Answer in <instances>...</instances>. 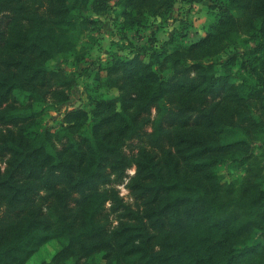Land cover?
I'll use <instances>...</instances> for the list:
<instances>
[{"label": "trees", "instance_id": "16d2710c", "mask_svg": "<svg viewBox=\"0 0 264 264\" xmlns=\"http://www.w3.org/2000/svg\"><path fill=\"white\" fill-rule=\"evenodd\" d=\"M226 1L195 42L175 31L112 53L84 89L87 110L65 106L76 78L48 62L90 64L82 40L112 2L122 27H143L166 0H0V264H25L52 239L42 264H264V169L238 194L217 170L264 138V0H251L256 44L241 69L214 60L239 33ZM39 98L65 106L59 125Z\"/></svg>", "mask_w": 264, "mask_h": 264}, {"label": "rangeland", "instance_id": "374dc122", "mask_svg": "<svg viewBox=\"0 0 264 264\" xmlns=\"http://www.w3.org/2000/svg\"><path fill=\"white\" fill-rule=\"evenodd\" d=\"M229 6L233 8L236 19L238 20V36L235 41H225L223 50L216 55L214 60L221 63L230 57H235V68L241 69V61L246 51H250L256 44V41L250 37L252 26L256 22V7L251 0H228ZM169 4V5H168ZM214 0H203L193 2L190 0H166L158 14L149 17L143 27L135 25H125L122 27V9L115 3L109 5L107 10L93 14L92 18L100 23L99 28H91L82 42L89 47L91 54L90 64H76L72 57L67 59L58 57L50 60V67H64L69 73H73L77 84L72 87L70 101L65 104L68 107L84 108L89 110L90 106L84 97V89L87 85L96 84L95 78L98 67H101L103 61L110 57L114 52H120L124 55H132L142 45H161L167 41L172 34L177 31L186 33L185 37H178L179 43H192L204 36V25L211 19V13L218 11V6L214 8ZM235 28V30H236ZM234 30V31H235ZM181 41V42H180ZM218 63V65H219ZM221 68V66H218ZM101 80L105 79L102 72ZM99 84V83H98ZM106 96H117V91L102 90ZM20 97V96H19ZM48 99H38L35 108L42 112L46 124L59 125L61 123L62 111L65 106H56L52 108L47 105ZM91 126L88 124L83 128V133L89 134ZM150 130V127L148 128ZM142 144L140 139L129 141L125 146V151L132 154L136 151L138 145ZM249 153V154H248ZM247 156L233 155L228 163L219 165L217 170L224 175V181L231 189V192L238 194L240 184L245 176L252 174V179H256L258 168L264 169V138L252 143ZM135 172L131 167L128 171L130 175ZM255 173V176H254ZM121 195L128 202H133L129 190L120 185ZM111 223H115V218L111 215ZM60 243L52 239L41 246L38 251L25 264H42L49 261L57 250Z\"/></svg>", "mask_w": 264, "mask_h": 264}, {"label": "built area", "instance_id": "2783aa9c", "mask_svg": "<svg viewBox=\"0 0 264 264\" xmlns=\"http://www.w3.org/2000/svg\"><path fill=\"white\" fill-rule=\"evenodd\" d=\"M61 121H62V118H61Z\"/></svg>", "mask_w": 264, "mask_h": 264}]
</instances>
